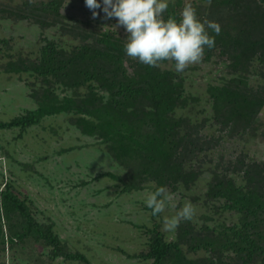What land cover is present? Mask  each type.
Masks as SVG:
<instances>
[{
	"label": "trees",
	"instance_id": "1",
	"mask_svg": "<svg viewBox=\"0 0 264 264\" xmlns=\"http://www.w3.org/2000/svg\"><path fill=\"white\" fill-rule=\"evenodd\" d=\"M200 1L207 3L199 14L201 20L217 21L221 28L214 48L205 49L206 56L220 48L231 73L238 75L208 87L214 122L230 136L254 132L261 121L264 87L249 85L246 73L258 62L264 74V0ZM97 11L93 19L84 0L24 1L1 10L51 29L33 54H5L1 68L30 73L43 83L51 76L69 92L59 98L48 88L37 90L33 95L37 108L0 121V129L24 131L43 117L72 111L83 131L108 142L114 158L131 169L125 176L110 171L99 176L118 180L127 190L149 180L167 189H176L179 183L187 186L199 172L185 170L186 159L198 151H210L226 135L215 138L202 133V125L173 116L175 101L182 98L181 82L164 66L168 61L150 67L128 57L123 47L126 40L120 35L124 28ZM168 15L178 17L171 3ZM11 41L0 39L12 49ZM240 156L227 161L233 169L222 163L208 169L212 176L205 191L213 203L223 200L216 207L238 213L235 223L214 227L182 221L175 237L168 240L149 209L151 225H138L148 235L146 250L126 254L145 264H264V163L247 162ZM53 226L50 217H39L33 202L5 182L0 189V250L25 241L43 242L50 245V258L93 264L83 253L71 252Z\"/></svg>",
	"mask_w": 264,
	"mask_h": 264
},
{
	"label": "rangeland",
	"instance_id": "2",
	"mask_svg": "<svg viewBox=\"0 0 264 264\" xmlns=\"http://www.w3.org/2000/svg\"><path fill=\"white\" fill-rule=\"evenodd\" d=\"M24 1L35 3L40 0H0V39L10 38L13 44L11 49V44L6 47L0 43V64L5 54L13 57H18L21 52L33 54L43 35H50L51 29L40 28L26 18L16 19V15L8 12L1 13L2 9ZM191 2L198 17L204 13L202 8L207 3ZM170 3L179 15L185 0H170ZM120 35L125 39L127 34L121 32ZM221 52L220 48L214 49L210 56L204 52L199 63L189 65L181 74L174 71L173 62L164 65L174 71L175 80L181 82L182 98L175 101L173 116L202 125L199 130L207 135L212 133L215 138L226 135V139L210 151H198L194 157L186 159L185 170H197L198 178L187 186L179 183L176 189L168 188L172 200L165 214L172 215L185 201H191L195 208L191 220L214 227L235 223L238 213L216 207L223 202L222 199L217 198L213 203L207 198L206 186L212 176L208 169L218 163L233 169L227 161H235L239 155L247 162L264 163V107L254 132L243 135L236 132L230 136L228 131H220L214 122L208 87L220 84L225 77L238 76L231 73L229 61L220 55ZM246 76L249 85L264 87L263 69L258 62L252 63ZM51 79L49 76L43 83L40 77L27 72H6L0 65V121H8L37 108L33 95L43 87L59 98L68 95V87L57 85ZM77 117L72 111H64L43 117L25 127L24 131L18 127L0 129V189L6 182L18 194L30 199L39 217H50L54 222L53 232L68 249L83 253L93 264H145V261L127 254L146 250L148 235L138 225H151L149 209L143 203L150 180L127 190L120 181L99 176L109 171L125 176L131 169L114 158L108 142L83 131L75 121ZM160 228L166 239L175 237L176 229L166 232L162 225ZM49 249L50 245L43 242L15 243L0 250V263L82 264L62 256L50 258Z\"/></svg>",
	"mask_w": 264,
	"mask_h": 264
},
{
	"label": "clouds",
	"instance_id": "3",
	"mask_svg": "<svg viewBox=\"0 0 264 264\" xmlns=\"http://www.w3.org/2000/svg\"><path fill=\"white\" fill-rule=\"evenodd\" d=\"M169 3L170 0H84L93 19L99 9L104 18H115L116 25L124 28L127 35L123 47L128 57L150 67L171 61L174 71L181 74L202 60L206 48H214L221 28L217 21L201 20L191 0H185L178 17H165ZM146 191L143 203L160 220L164 231H174L182 221L193 218L191 201H185L174 214H165L172 200L166 186L153 181Z\"/></svg>",
	"mask_w": 264,
	"mask_h": 264
}]
</instances>
